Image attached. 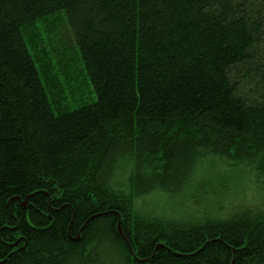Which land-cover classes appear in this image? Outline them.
I'll return each mask as SVG.
<instances>
[{
  "label": "trees",
  "instance_id": "obj_1",
  "mask_svg": "<svg viewBox=\"0 0 264 264\" xmlns=\"http://www.w3.org/2000/svg\"><path fill=\"white\" fill-rule=\"evenodd\" d=\"M208 157L264 178V0H0V264H264V210L135 209Z\"/></svg>",
  "mask_w": 264,
  "mask_h": 264
},
{
  "label": "rangeland",
  "instance_id": "obj_2",
  "mask_svg": "<svg viewBox=\"0 0 264 264\" xmlns=\"http://www.w3.org/2000/svg\"><path fill=\"white\" fill-rule=\"evenodd\" d=\"M54 38L52 42L57 45ZM127 167L119 164L112 179L123 192H130ZM131 192L137 193L133 189ZM133 198L135 209L147 217L174 216L202 222L246 212L253 216L264 210V178L255 164L208 157L201 163L193 183L176 197L154 190Z\"/></svg>",
  "mask_w": 264,
  "mask_h": 264
},
{
  "label": "water",
  "instance_id": "obj_3",
  "mask_svg": "<svg viewBox=\"0 0 264 264\" xmlns=\"http://www.w3.org/2000/svg\"><path fill=\"white\" fill-rule=\"evenodd\" d=\"M117 227H118V231L121 232V231H120L119 223H118ZM158 246H159V245H157V247H158Z\"/></svg>",
  "mask_w": 264,
  "mask_h": 264
}]
</instances>
